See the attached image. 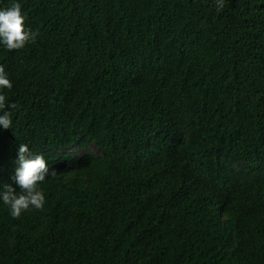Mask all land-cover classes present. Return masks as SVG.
Wrapping results in <instances>:
<instances>
[{
    "label": "trees",
    "instance_id": "trees-1",
    "mask_svg": "<svg viewBox=\"0 0 264 264\" xmlns=\"http://www.w3.org/2000/svg\"><path fill=\"white\" fill-rule=\"evenodd\" d=\"M20 2L0 187L20 143L55 174L0 264H264V0Z\"/></svg>",
    "mask_w": 264,
    "mask_h": 264
},
{
    "label": "clouds",
    "instance_id": "clouds-1",
    "mask_svg": "<svg viewBox=\"0 0 264 264\" xmlns=\"http://www.w3.org/2000/svg\"><path fill=\"white\" fill-rule=\"evenodd\" d=\"M226 0H215L217 11H222ZM27 16L20 0H11L6 6H0V47L6 50H19L37 40L39 32L26 23ZM13 87L5 68L0 64V128L13 127L11 109L15 107L5 94ZM55 174L44 154L34 153L26 143H20L15 160L12 183L0 187V203L6 205L13 218H19L29 209H41L45 204V194L40 187L46 177Z\"/></svg>",
    "mask_w": 264,
    "mask_h": 264
},
{
    "label": "rangeland",
    "instance_id": "rangeland-1",
    "mask_svg": "<svg viewBox=\"0 0 264 264\" xmlns=\"http://www.w3.org/2000/svg\"><path fill=\"white\" fill-rule=\"evenodd\" d=\"M92 149L94 150V152L98 153L97 148L94 145H92Z\"/></svg>",
    "mask_w": 264,
    "mask_h": 264
}]
</instances>
